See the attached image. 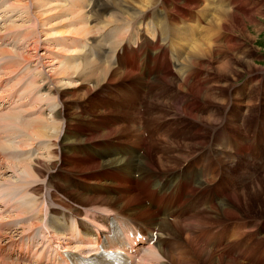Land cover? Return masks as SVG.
Masks as SVG:
<instances>
[{
    "label": "bare ground",
    "instance_id": "bare-ground-1",
    "mask_svg": "<svg viewBox=\"0 0 264 264\" xmlns=\"http://www.w3.org/2000/svg\"><path fill=\"white\" fill-rule=\"evenodd\" d=\"M36 1L37 0H35L34 2L36 3ZM38 1L37 3L41 5L42 0ZM46 1L47 0H45V2ZM101 1L102 0H99L98 3ZM165 1L168 3L170 10L172 11L173 8L170 6V1H174L177 5L180 6L178 13L186 19L181 20H183L190 27V30L187 31L175 21H171L172 35L174 41L176 42L175 46L178 49L180 59H182L180 65L181 68L179 67L177 70V80L166 78L168 80L159 81L164 77L159 74L151 76L152 70L148 65L145 67V71L137 73L136 71L132 70L133 60L128 61L125 64V68L123 69L115 68L113 66H111L110 68H106V65L103 64L105 67V73L97 77L98 85H101L102 83L103 84L102 87L98 89L94 94V96H98L99 101L87 104L84 102L82 97L86 96L90 92V86L85 88L84 93L83 84L81 86L78 85L79 87L76 86L75 91H71V94L79 95L80 92L83 94L81 97V101L77 100V102H74L76 100H70V98L72 97H70V92L65 88L67 86L65 85L64 87H62L60 85V82L63 83V81H60V79L58 80L59 75H56L57 78L53 75L54 71L56 74H58V67L56 68L57 70L53 68V71L51 72L53 74L46 73L48 74V77L42 82L46 81V87L50 92H52L54 96V102L59 105V108L55 111L53 116L54 120L57 121V124L53 127L55 133L52 134V131H48L46 125L41 121H37L36 118L32 119H36L37 121H32L33 124L35 123L33 129L30 130L31 126L29 125L31 123L27 125L29 126L28 129L30 130L29 133L31 134V136L29 135L31 138H28L29 141H31L33 138H35V142H39L44 139L51 141L48 138V135L51 133L50 139H55L52 143V146H54V148L51 149V145H48V148L46 147L47 150L45 149V146L41 147L40 145H35V148L38 147L39 150L41 149L47 151V158L52 159L47 162L45 161V158L41 159L42 157L37 158L34 161L31 160V163L26 164L23 167L22 171L28 176V180H26L27 183L25 182L27 185H31L32 183L34 185V180L33 182L31 181L33 178H35L36 176L39 178H45V176H47V172L53 169L62 170L63 179L60 182H54L52 186H48V183L45 184V180L43 181V183L37 185L36 189L40 191L41 197L40 201H38L37 205H35L34 207L31 206L30 199L23 200L22 198L21 200L23 201H20V203H14V205L6 203L4 198L1 196L2 194L4 195L6 190L2 189V191H0V208L2 207L4 209V213L5 210L16 209V214L19 213L21 216L17 217L16 215L15 217L14 215H10V219L14 217L16 218V221H20V228L17 229H22V232L19 233V230L15 229L14 227L15 221L5 219L9 217L6 215L3 216L0 213V264H13L7 262L11 260L10 250L14 247L17 251H19V253L22 254V256L16 260V264H47L46 258L51 251H55L58 248L76 251L80 249L79 242H83V238L85 236H95L96 241H99V237L101 236V234L96 231L97 229L99 230V228L97 227L100 224H102L103 226L100 227V229H104L106 227L108 218L110 216L109 214L111 212H119L122 216L132 218L141 223L150 222L152 226H155L156 224L160 225V229L168 235L169 240L159 241V243H161L157 245V247L159 248V252L156 253L154 252V250H149L142 255L139 264H195L196 262H200L201 264H252L253 253L252 250L248 249V247L250 246V242L246 235L243 236L246 230H241L236 236L235 229L240 226V223L238 221H231L239 218H253L248 216V212L246 210L247 207L249 208V201L251 196L255 195V191L260 188V185L264 184V176L261 178L258 176L259 152L251 151V144L246 145L244 143V135L242 133L240 124V121H242L243 119L244 113L246 115H249L248 103H253L256 100V93L253 90L250 99L245 100L242 99L241 96L246 93V84L240 85L239 89H232V87H235L237 81L242 78V73H244L243 71L249 72L251 73V75H253L260 69H258L257 65L252 61H245L243 55L242 57H238L236 55L234 56L233 54L236 52V50H239V45L244 46V39H241V36L247 38V41H249L251 44L255 43L256 40L260 38V31L262 29H260L259 25L261 23V20L264 19V8L260 10L259 6L261 4L259 3V0H254V3L258 4H253L254 8L251 9L252 11L244 15L243 13H239V11L250 6L246 1L218 0L216 6L213 4V0ZM32 2L31 4H34V2ZM45 2H43V4ZM48 2L50 4L49 0ZM37 3L34 6H37ZM158 3H160L158 2V0H115L113 2L107 0V5L103 8L104 10L101 11V14H97L98 9H93L90 12L92 14V18H94V16L100 18L105 16V14L107 13L110 14V12L116 11L117 16L114 17L113 15H111L112 19L109 18V22L106 21L107 23H114V18L118 20V18H121L124 15H128L130 16V18L128 17L129 19H127L131 20L134 18V15H141L144 11L149 10ZM31 4H28V9H30ZM45 6L47 7V5ZM86 6L87 0H82L78 3L75 2L72 5V14H78V11L81 12L86 8ZM194 6L196 8H199L198 14L194 12ZM38 10L40 11L44 9L39 8ZM52 11H55V8ZM128 11H132L133 13L130 15V12L128 13ZM49 12L50 11L46 12V15ZM40 14H43L42 11L40 12ZM81 16L83 19L82 23L84 22L83 24L86 25L85 29H87V31H80L81 34H78V36L82 34L92 33L88 17H83V14ZM196 17L199 18L200 23L205 22L206 25L203 29L201 37L199 38L200 41L198 40V43L196 42V44L194 43L192 46H190L192 39L197 35L198 26H195ZM22 19L20 18V20ZM47 19L48 17L45 19L46 23ZM68 19H66V21L64 20V24H66ZM28 20L30 21V19ZM36 20L41 22L39 17ZM123 20L124 17L118 21L122 22ZM34 21L35 19L33 20V22ZM45 21L43 24H46ZM78 22L81 23V21ZM34 24H36L35 26H37V23L34 22L32 25ZM40 24L42 25V23ZM52 24L54 25L53 22ZM75 24L76 23L74 22L73 25L75 26ZM249 24H256V27H258L256 31L259 32V34L257 36L251 33ZM108 25L109 24H107V26ZM50 26L52 25L50 24ZM74 26L72 27L73 29L69 31V33L72 30L73 31L71 33L74 32L76 34V32H79L78 30L74 31ZM24 27L22 26L23 29ZM42 27H44V25ZM69 27L70 24L68 25V28ZM44 28H46V26ZM62 29L60 30V33L61 31H64ZM65 29L67 28L65 27ZM231 30L234 31V33L239 32L241 36L239 35L240 37L237 36L233 38L231 35L233 32H231ZM13 31H16V29H14ZM65 32L66 31H64V33ZM19 34L24 37V35H22L21 33H18V35ZM109 34L115 36L116 38V31H111ZM28 36L32 35L30 34ZM33 36L31 39L34 41V49L37 50V44L40 38L36 37V39L34 40ZM104 36L105 38H107V35ZM90 37L92 38H89L88 36L86 38H89L91 40L95 36ZM24 38L26 39V37ZM206 44L207 47H205ZM30 47H32V45ZM56 50L59 51V49L57 48ZM150 50L151 48L148 46L141 52V55L139 56H142L146 60H151ZM251 50L252 48H250L249 51L251 52ZM74 53L77 52L75 51ZM67 56H69V54ZM161 56H166L165 50L157 51L152 54L153 59ZM67 64L69 65V63ZM95 64H91L90 67L94 66ZM78 66L81 65L79 64ZM8 67L9 65H5L0 70H2L3 68L7 69ZM70 67L72 68L73 66L71 65ZM90 67H86L87 71L90 69ZM194 67H199L205 70L207 73L205 75H202L201 77H194L195 71L192 69ZM244 67L246 68L243 70ZM11 68L12 71L8 73L17 72L15 71L16 69L13 70L14 68ZM75 69L77 70V68ZM67 70L69 69L67 68ZM78 70L81 71L82 69ZM71 71H73V69ZM62 72L64 73V76H67L68 72ZM62 72H60V74ZM19 76L17 78L18 81ZM59 77L61 78V75ZM127 77L130 78L125 79ZM133 78L137 79L136 82L140 83V87L143 86L145 80L148 79L150 81V84H146V87L149 90L153 91L155 95H152L149 101V105L147 104V106L150 110L155 109V121H160L168 118L170 113L166 111L167 109L172 108L174 109V111L180 112L179 114H181L182 117H179L177 120L170 122L176 127L173 134L166 137L158 136L160 137V139H155L153 137V129L149 128V133L146 131H141L143 133L142 136L139 132L138 127L137 107H135L134 109L130 107V109H128V105L123 102V100L122 102L120 101L119 104H113L112 102H110L111 100L108 101L105 98L106 95H98L102 93L105 88L107 90L110 89L111 86H116V90L119 91L122 96L124 95L123 97H126L125 95L127 94V89L122 87L121 81H123V79L131 80ZM0 79V83L13 80L12 78L2 80L1 77ZM75 80H77L76 77ZM164 85L167 86L164 87ZM230 88L231 102H229L226 97ZM16 92L14 91V88H12L10 99L13 100L18 97ZM27 99H30L33 102L36 101L38 103L37 98L33 99L28 96ZM75 99H77V97ZM128 99L131 102L135 101L136 104H139L142 96L137 98L136 100L132 98ZM115 104L123 106L128 111V113H123L121 111L117 113L114 109L116 106ZM201 104L212 105L214 106V108L208 109L203 107ZM247 105L248 107L246 108ZM253 105L251 107H253ZM35 106H33V108ZM233 106L235 107V110ZM22 108H28L27 103H23ZM38 108H40V106L37 107L36 110H38ZM72 108L74 110H77V114H72ZM158 108H163L166 112L159 111ZM114 114L128 116L130 117V122L125 124L118 123L117 120L119 117H110V115ZM179 114L175 115L179 116ZM6 116L8 117V115ZM3 117L0 121L1 136L4 133H14L16 127L14 129L10 127V129L12 128L11 131L7 130L6 127H8L9 125L12 126L13 124L11 122L15 121H12V119L10 122L8 121V123L7 121H5L7 117ZM90 118H94L95 121L90 124L93 127L88 128L87 126L83 125L82 121ZM222 119L223 121L219 125ZM78 122L81 123V126L78 124ZM75 129L77 130L75 138L81 139L87 137L88 139L86 141H78L71 150H66L65 146L66 144L70 143L69 139L74 137L72 135V130ZM222 130H228L233 134L231 144H224L220 140V132ZM62 132H64L63 136ZM18 133L21 134V132ZM145 133L147 135L146 139H150V144H148V147L139 162H137L136 159H121L116 156H109L108 154H106L105 149L102 147L104 141H111L120 144L128 143L140 147L141 145H143V138H145ZM14 136L16 135L14 134ZM23 136L22 138L24 139ZM61 136V142L58 143V139ZM25 139L27 141V138ZM17 142V144L15 143L14 145L15 147L17 145V149H20L21 147H18V145L19 142L23 144L22 139L21 141L18 140ZM33 142L34 141H31V143ZM5 145H7V142H5V140H1L0 159L3 163L7 162V153L5 151L7 146L5 147ZM10 146H8V148ZM11 147H13V144ZM87 147L97 148L101 152V155L97 152L95 153L84 151V149ZM25 148L23 147V149ZM239 156L248 157L252 164L251 169L253 170L252 174L253 178L255 179L252 180V185H250L249 187H247L246 181L248 179H251V177L247 178L249 176L248 170L243 167L242 161L239 159ZM233 161H236V163L231 165ZM12 162L13 161H11V164ZM13 163H15V161ZM105 164L109 165L102 166ZM179 164L182 165L175 169V166ZM120 165L129 168H134L137 165L140 166V170L143 171L142 175L146 176L147 181L149 179L155 180L160 172H162V174L160 175L161 178L167 176V180L165 183H163L161 190L163 191L165 197L170 199L169 206H171L172 204L174 195L179 197L183 196L185 199H187L194 195L199 197V195L205 193L206 205H203V213L197 215L194 205H189L186 210L185 217L179 222L172 224L169 222V218L172 216L170 211L164 214L156 213L154 215L152 211H150L145 206L140 197L135 193H129L127 195H124L123 197H103L99 195L102 193V188L105 185L104 179L106 177V174H108L112 168L118 167ZM7 166L11 167L10 163ZM23 176L24 174L20 177L25 180ZM3 180L5 181V179ZM7 181H9V179ZM15 185H18V183ZM27 185L25 186L27 187ZM17 187L20 188L21 186L18 185L15 187L11 186V184L9 186L10 190H16ZM21 189L23 190L22 194H24V189L22 187ZM59 194H62L64 196V199H60ZM46 199H48L49 203L46 201ZM54 203H58L62 207V209H58L53 206L52 204ZM73 203H76L78 205L80 204L81 206H85L88 209L83 210L80 205L79 207H76L73 205ZM95 209H104L108 210L109 212L106 213L105 211ZM261 217L264 218V216ZM230 222L233 223V226L231 228L229 226ZM214 225L219 226L218 232L213 236L207 234L209 233V228ZM199 226H201V228H199ZM38 230L40 231L42 236V239L39 238L41 240L34 238L32 234L34 233L35 236V233ZM10 234H16L18 236L10 237L12 236ZM173 236H179V238L185 240V242L180 241L179 238H174ZM227 236L231 237L235 241H239L238 247L235 250H231L226 246L225 239ZM209 243H212L211 247H209ZM22 244L26 246H21ZM40 248H43V250L39 251ZM262 253H264V250L262 251ZM234 255L237 256V259L234 257ZM255 255L256 260L254 264H261L263 259H260V253L258 250L256 251ZM188 256L191 257L190 261L192 259L195 262H189L187 259ZM262 256L264 257L263 254ZM55 258L56 255L51 257V261L53 264H58L55 263ZM160 260H163L162 263H158Z\"/></svg>",
    "mask_w": 264,
    "mask_h": 264
},
{
    "label": "rangeland",
    "instance_id": "rangeland-1",
    "mask_svg": "<svg viewBox=\"0 0 264 264\" xmlns=\"http://www.w3.org/2000/svg\"><path fill=\"white\" fill-rule=\"evenodd\" d=\"M5 1V2H4ZM13 1V2H12ZM16 3H15V2ZM20 3H19V2ZM28 2V0H0V41L1 40H3V39H5V42L6 43H8V44H6L5 46H6V48H4L3 49V52L1 51V54H6V55H8L9 56V58H11L12 60L13 59H17V58H20V59H22V60H24V61H27L28 62V64H30L31 66H33V67H38V77H37V82L35 81V83H36V85H39V86H41L42 84H44L45 85V91H47V93L49 94V96L52 98V104H53V107L52 108H54L53 110V113H55V111L59 108V105L58 104H56L55 102H54V96H53V94H52V92H50L48 89H47V87H46V81L45 82H42L44 79L46 80L47 79V77H48V74H53V73H51L52 71H53V68H57L56 70L58 71V74H56L55 73V71H54V76H60L61 75V78L58 76V80L60 79V81H63V83L62 82H60L61 84V86L62 87H64L65 85L67 86V87H65L69 92H70V94H71V91H75V88H76V86H81L82 84H83V86H84V89H83V93L85 92V88L86 87H88V86H90V88H91V90H90V92L86 95V96H84V97H82V94L83 93H79V95L78 94H76V95H74V94H71V96L70 97H72V98H70V100L72 99L73 101L74 100H76V101H74V102H77V100L79 101H81V97L83 98V100H84V102L85 103H87V104H90V103H95V101H99V99H98V96L96 95V96H94V94H95V92L98 90V89H100L101 87H102V84L101 85H98V80H97V77L98 76H100L101 74H103V73H105V71H104V65H106V68H110L111 67V65H110V62H112V59H113V53L111 52V51H109V52H107L106 54H105V52H102V54H101V57L99 58V59H97V60H92L93 58H94V49L92 48V47H89V48H84V45H85V41H88L89 43H91V40H92V43H93V45L95 46V47H97V48H101V47H104V48H110V47H112L113 46V44H111V42H113L116 38H115V36H113V35H111V34H109L111 31H115L113 28H117V26L115 25V24H117V23H120V21H118V20H120L121 18H123L124 17V20L123 21H126V20H128L129 18H130V16H128V15H124L123 17H121V18H118V20L116 19V18H114L115 20H113L114 21V23H112L111 21V23H107V22H109V20L110 19H112V17H111V15H113L114 17H116L117 16V12L115 11V10H113V11H115V12H110V14L109 13H107V14H105V16H103V17H100V18H98L97 16H94V18H92V14H91V10H88V9H84V10H82V11H84V12H80V11H78L79 13V15L77 14V13H75L74 15L72 14L73 12H72V9H73V7H72V5L76 2V3H78V2H80V1H82V0H49L50 1V4H49V2H48V0L45 2V0H42V4L40 5V4H38L37 3V1H36V3H37V6H34L36 3L33 1V0H29V2ZM33 1L34 2V4H31V2ZM83 1H85V0H83ZM111 2H113V1H115V0H110ZM240 1H246L250 6L247 8H243V9H241V11H239V13H243L244 15L245 14H248L250 11H252L251 9L252 8H254L253 7V4L255 5V4H258V3H254V0H240ZM258 1V0H257ZM32 2V3H33ZM39 2V1H38ZM43 2H45L44 4L45 5H47V7L43 4ZM87 2H88V0H87ZM158 2H160V0H158ZM162 3V5L164 6V7H166L172 14H174L177 18H180V19H183V20H186L182 15H180L179 13H178V10L180 9V6L179 5H177L174 1H171L172 2V4H170V6L173 8V11L172 10H170V7H169V5H168V3L165 1V0H162L161 1ZM165 3V4H164ZM259 3L261 4L259 7H260V10L261 9H263L264 8V2L263 3H261L260 2V0H259ZM28 4H31L32 6H33V8H32V6L30 5V9H28L29 8V6H28ZM159 4V3H158ZM23 5V6H22ZM40 5V6H39ZM27 6V7H26ZM59 7V8H57V7ZM247 6V5H246ZM61 7V8H60ZM154 7V6H153ZM44 9V10H38V9ZM55 8V11H52L53 9ZM191 8H193V7H191ZM26 9V10H25ZM28 9V10H27ZM33 9V10H32ZM52 9V10H51ZM61 9V10H60ZM63 9V10H62ZM71 10V11H70ZM102 10H104V9H98L97 10V14H101V11ZM193 10H194V12L196 13V14H198V11H199V8L197 7H195L194 6V8H193ZM247 10H249V11H247ZM264 10V9H263ZM22 11V12H21ZM25 11V12H24ZM30 11V12H29ZM38 11V12H37ZM42 11V13L44 14H40V12ZM45 13H44V12ZM48 11H50L49 13H47V15H46V12H48ZM53 13H52V12ZM58 11V12H57ZM67 11V12H66ZM244 11V12H243ZM68 12H69V14H68ZM130 11H128V13H129ZM22 13V14H21ZM34 13H35V16H34ZM36 13H38V14H36ZM52 13V14H51ZM114 13V14H113ZM121 13V12H120ZM133 12L131 11L129 14L131 15ZM49 14V15H48ZM65 14V15H64ZM83 14V17L84 16H86V17H88V20H89V25L91 26V30H92V33H90V34H82V35H79L78 36V34H81V32L80 31H87V29H85V26L86 25H84L83 23H82V21H83V19H82V15ZM85 14V15H84ZM143 14V13H142ZM141 14V15H142ZM23 16V19H22V16ZM31 15H33V16H30ZM37 15V16H36ZM77 15H78V17H77ZM140 14L139 15H134V18H136V17H138V16H141ZM20 16V17H19ZM25 16V17H24ZM27 16H28V18H27ZM44 16V17H43ZM51 16V17H50ZM68 16V17H67ZM70 16V17H69ZM76 17V18H74V17ZM120 16H121V14H120ZM127 16V17H126ZM199 16V15H198ZM30 17V18H29ZM33 17V18H32ZM37 17V18H36ZM38 17H39V19H40V21L41 22H39L38 20H36V19H38ZM48 17V19H47V23H46V21H45V19ZM50 17V18H49ZM107 17V18H106ZM129 17V18H128ZM20 18L22 19V20H20ZM44 18V19H43ZM65 18V19H64ZM70 20H69V19ZM73 18V19H72ZM78 18V19H77ZM82 20H81V19ZM96 18V19H95ZM110 18V19H109ZM128 18V19H127ZM133 18V19H134ZM28 19H30V21H31V23H30V21L28 20ZM35 19V23H37V26H38V28H37V26H35L36 24H34V25H32L34 22H33V20ZM42 19V20H41ZM50 19V20H49ZM66 19H68L67 20V22H66V24H64V20L66 21ZM72 19V20H71ZM103 19V20H102ZM107 19V20H106ZM26 20V21H25ZM45 21V23L46 24H43L44 23V21ZM74 20V21H73ZM76 20H78V21H81V23L80 22H78V21H76ZM71 21V22H70ZM72 21H73V23H72ZM107 21V22H106ZM122 21V22H123ZM51 22V23H50ZM52 22L54 23V25L52 24ZM74 22L76 23L75 24V26L73 25L74 24ZM25 25H24V24ZM31 24L32 25V27H31V25H28V24ZM40 23H42V25L39 24ZM49 23V24H48ZM60 23H61V25H60ZM106 23V24H105ZM27 24V25H26ZM50 24L52 25V26H50ZM70 24V29L68 28V25ZM107 24H109L108 26H107ZM44 25V27L46 26V28H44V27H42ZM64 25H66V26H64ZM71 25H73L74 26V31L75 30H78L79 32H76V34L74 33H69V31L71 30V29H73L72 27L73 26H71ZM80 25V26H79ZM82 25V26H81ZM100 25V26H99ZM115 25V26H114ZM252 25V26H251ZM255 25V26H254ZM18 26H20V27H18ZM22 26L24 27V26H26V27H24V29L22 28ZM50 26V27H49ZM62 26V27H61ZM84 26V27H83ZM33 27H35L36 29H37V31H36V29L35 28H33ZM40 27H42L43 28V30H42V28H40ZM62 29V30H64V31H66L65 33H64V31L62 32L61 31V33H60V28ZM65 27L67 28V29H65ZM77 27V28H76ZM99 27V28H98ZM259 27H260V29H262L261 31H260V40L258 39V40H256V42L255 43H250L249 41H247V38H245V37H243V36H241V34L239 33V32H236V33H234V31H232L231 30V32H233L232 33V35H234V38L235 37H237V36H239L241 39L243 38L244 39V41H243V44H244V46L247 48V50H246V48L243 46V45H239V50L237 51L236 50V52L233 54L234 56L236 55V56H238V57H242V55H243V58H244V60L245 61H252L254 64H256L257 65V67H258V69H260L258 72H255L253 75H251V73H249V72H246V71H243L244 73H242L243 74V76H242V78H240L238 81H237V84H236V86L235 87H232V89H239L240 87V85H245L246 84V90H247V88L248 87H251V90H254V87H256L257 86V84L259 83V80H260V75L262 74V73H264V19L263 20H261V23H260V25H259ZM9 30H8V29ZM103 28V29H102ZM14 29H16V31H13ZM28 29V30H27ZM32 29V30H31ZM40 29H41V31H40ZM60 29V30H59ZM102 29V30H101ZM249 29H250V31H251V33L252 34H255L256 36L259 34V32H257L256 30L258 29V27H256V24H249ZM8 31V32H6V31ZM18 30H19V32H18ZM98 30H100V31H98ZM27 31H29V32H27ZM58 31V32H57ZM21 33L22 35H24V37H26V39L24 38V37H22L20 34L18 35V33ZM23 32H24V34H23ZM35 32V33H34ZM40 34H39V33ZM41 32H42V34H41ZM29 33V34H28ZM39 34V36H38V34ZM58 33H60V34H58ZM69 33V34H68ZM35 35V36H33V38H34V40L36 39V37H38V38H40L39 39V42H38V44H37V50L36 49H34V41L31 39L32 38V36H28V35ZM54 34V35H53ZM63 34H65V35H63ZM68 34V35H67ZM70 34H72V35H70ZM19 37H18V36ZM104 35H107L106 37L107 38H105V36ZM41 36V37H40ZM89 37V38H92V37H90V36H95L93 39H89V38H86V37ZM97 36V37H96ZM23 39H22V38ZM85 37V38H84ZM114 37V38H113ZM28 38V39H27ZM29 38H30V40H29ZM37 38V39H38ZM96 38V39H95ZM9 39V40H8ZM19 39V40H18ZM25 39V40H24ZM23 40V41H22ZM90 40V41H89ZM11 41H13L14 43L13 44H11L10 42ZM28 41H29V43H28ZM97 41V42H96ZM200 41V40H199ZM198 41V42H199ZM197 42V43H198ZM91 43V44H92ZM196 44V43H195ZM32 45V47H30ZM115 46V45H114ZM254 46V47H253ZM205 47H207V44L205 45ZM21 48V49H20ZM56 48L57 49H59V51H61V52H59L58 50H56ZM83 48H84V51H86V53H90V57H88V56H86V55H83L82 53H80V52H82V50H83ZM250 48H252V50H251V52L249 51L250 50ZM16 49V50H15ZM30 49V50H29ZM73 49H74V51H73ZM6 50V51H5ZM21 50V51H20ZM64 50V51H63ZM70 50V51H69ZM9 51V52H8ZM28 52V53H26V52ZM72 51V52H71ZM77 52V53H74V52ZM79 51V52H78ZM6 52V53H5ZM67 52H69V53H67ZM250 52V53H249ZM17 53V54H16ZM23 53V54H22ZM9 54H13V55H16V57L15 56H11V55H9ZM19 54V55H18ZM30 54V55H29ZM69 54V56H67V55ZM188 54V53H187ZM49 55V56H48ZM82 55V56H81ZM241 55V56H240ZM51 57V58H50ZM247 58V59H246ZM53 59V60H52ZM57 59V60H56ZM78 60V61H77ZM90 60V61H89ZM105 60V61H104ZM94 61H96V62H94ZM244 61V62H245ZM1 62V61H0ZM77 62H79V63H77ZM67 63H69V65L71 66H73L72 68L67 64ZM96 63V64H95ZM100 63V64H99ZM102 63V64H101ZM20 64V63H19ZM18 64V65H19ZM54 64V65H53ZM81 65V66H78V65ZM91 64H95L94 66H91L90 67V65ZM104 64V65H103ZM55 65H56V67H55ZM58 65V66H57ZM83 65V66H82ZM3 66H5V65H0V69L3 67ZM6 66H8V65H6ZM14 65H9V67L7 68V69H9V72L10 71H12V68L11 67H13ZM61 66H64V67H61ZM84 67V68H83ZM86 67H90V69L87 71V68ZM14 68V67H13ZM63 69V70H61V69ZM67 68L69 69V70H67ZM75 68H77V70L78 69H84L83 71L81 70V71H77ZM181 68V67H180ZM246 67H244L243 68V70L245 69ZM11 69V70H10ZM16 69V70H15ZM52 69V70H51ZM73 69V71H71ZM263 69V70H262ZM2 70H5V68H3ZM13 70H15V71H17L16 73H14L13 72V75H12V77L13 76H16V78H12L13 79V81H15L16 82V80H17V78H18V76L19 75H21L22 73L21 72H18V70H17V68H14ZM74 70H75V73H74ZM86 70V71H85ZM180 70V69H179ZM62 71H66V72H68L67 73V76L65 75L64 76V73L62 72ZM205 71V70H204ZM60 72H62L61 74H60ZM70 72V73H69ZM82 72H84V73H82ZM46 73H48V74H46ZM74 73V74H73ZM178 73V72H177ZM207 72L205 71V73L203 74V75H205ZM43 74V75H42ZM63 74V75H62ZM71 74H72V76H71ZM80 74V75H79ZM250 74V75H249ZM77 75V76H76ZM249 75V76H248ZM46 76V77H45ZM57 76H56V78H57ZM175 76H178V74H175ZM40 77V78H39ZM75 77H76V79L77 80H75ZM128 78H130V77H127V78H125V79H128ZM81 79V80H80ZM85 79V80H84ZM170 79V78H169ZM177 79H178V77H177ZM176 79V80H177ZM1 80V79H0ZM124 80V79H123ZM164 80H168V79H166V78H162V79H160L159 81H164ZM84 81V82H83ZM157 81V80H156ZM39 82V83H38ZM66 82V83H65ZM69 82V83H68ZM79 82H82V83H79ZM71 83V84H70ZM77 83V84H76ZM41 84V85H40ZM72 84H76V85H72ZM71 85V86H70ZM60 86V87H61ZM70 86V87H69ZM78 86V87H79ZM165 86H167V85H164V87ZM13 88H14V91L17 93V106L16 107H14V108H12V110L14 111V110H16V109H21L22 108V106H23V103H27V106H28V108H26V110H25V114H24V116H23V114H21L20 112L19 113H16L15 114V119L14 120H12V117H14V114L13 113H9L8 114V117L6 116V115H0V121L2 120L1 118L3 117V116H6V117H3V118H6L5 119V121H15V122H11L12 124V126H8V127H6L7 128V130H12V128L14 129L15 127L17 128V131H16V128H15V132L14 133H10V134H8V133H4L2 136H1V133H0V141L2 140V141H4L5 140V142H7V145H5V147H6V149H8V150H6L5 149V151H6V153H7V162H9L10 163V165H11V167H8L7 165H9V163H3V162H1L2 160L0 159V191H2V189H4V190H6V192L4 193V195L2 194L1 196L4 198V200L6 201V203H10V204H12V205H14V203H20V201H23V200H26V199H30L31 200V206L32 207H34L35 205H37V202H38V199H36L35 197H33V196H36L37 194H38V197H39V200H40V191L38 190V189H36V186L37 185H39V184H41V183H43V181L45 180V178L46 177H48V175L47 176H45V178H39V177H35V178H33L31 181L33 182V180H34V185H33V183L31 184V185H27L26 183H27V181L26 180H28V176L22 171L23 170V167L26 165V164H28V163H31L30 161L31 160H36L37 158H41V156H42V154L40 155V153H39V151H41V149L39 150L38 149V147H36L35 148V145H37V146H39V142H35L36 140H35V138H33L31 141H34L33 143H31V141H29V137L31 136V134L29 133V131L31 130V129H33L34 128V125H35V123L33 124L32 123V121H35V122H37V121H39L37 118V121H36V119L35 120H32V119H34V115L35 114H37L38 112H39V110H36V108L37 107H39V104L36 102V101H32V100H30V99H27V97L28 96H30V98H33V99H35L36 97H35V94H34V92H33V90H30V91H28L27 93H21V90L23 89V87L22 88H20L19 87V85H18V80H17V82H16V84L13 86ZM111 89V90H110ZM110 89H107L106 90V88L102 91V93H100V94H98V95H106L105 96V98L108 100V101H110V102H112L113 104L114 103H116V104H119V102L121 101L122 102V99H121V97L119 96L118 97V94H117V90H116V86H111V88ZM263 89H264V87H263ZM106 90V91H105ZM43 92L44 94V96H47V93L46 92ZM119 92V91H118ZM11 93H12V91H11ZM109 93H111V94H109ZM14 94V93H13ZM113 94V95H112ZM81 95V96H80ZM112 95V96H111ZM230 95H231V88L228 90V95L226 96L227 97V99H228V101L229 102H231L230 101ZM250 96L251 95H247V93H245L244 95H242L241 96V98L242 99H245V100H249L250 99ZM77 97V99H75ZM80 98V99H79ZM120 99V100H119ZM263 99H264V95H263ZM31 101V102H30ZM256 101V100H255ZM254 101V102H255ZM67 102V101H66ZM253 102V103H254ZM33 103V104H32ZM37 103V104H36ZM253 103H248V105H250V106H252L253 105ZM31 104V105H30ZM115 104V105H116ZM36 105V106H35ZM148 105H149V103H148ZM202 105V104H201ZM33 106H35L34 108H33ZM203 107H205V108H208V109H213L214 108V106H212V105H202ZM254 106V105H253ZM234 107V106H233ZM32 108V109H31ZM147 108H149L148 106H147ZM115 111L118 113L119 111H121V112H123V113H128V111L123 107V106H121V105H116L115 106ZM36 110V111H35ZM168 110H170V109H167L166 111H168ZM224 110V109H223ZM234 110H235V107H234ZM29 111V112H28ZM31 111V112H30ZM38 111V112H37ZM72 114H77V110L75 109H73L72 108ZM75 111V112H74ZM125 111V112H124ZM176 112H178V113H180L179 111H176ZM175 112V113H176ZM263 112H264V103H263ZM232 113H233V111H232ZM18 114H19V116H18ZM13 115V116H12ZM18 116V117H17ZM114 116H117V117H120V116H122V115H118V114H114ZM170 116H173V114L172 113H170L169 114V116L168 117H170ZM233 116V115H232ZM9 117H11V118H9ZM17 117V118H16ZM24 117H26L27 119H26V121H24ZM68 117V116H67ZM50 118V119H49ZM69 118V117H68ZM8 119H10V120H8ZM48 119H49V121H48ZM70 119H71V117H70ZM224 119V118H223ZM223 119L220 121V123H219V125L221 124V122L223 121ZM31 121V122H30ZM95 121V119L94 118H90V119H87V120H84V121H82V123H83V125L84 126H87L88 128H91V127H93L92 125H90V124H92V122H94ZM8 122V123H9ZM41 122H43L45 125H46V127L48 128V131H52V134H54L55 133V130H54V126L57 124V121H55L54 120V118H53V116H49V115H47L46 116V118L45 119H43ZM29 123H31L30 125H29ZM16 126H15V125ZM18 124V125H17ZM23 124V125H22ZM24 124H25V126H24ZM31 126L30 127V130L28 129L29 128V126ZM78 124L80 125L81 123H79L78 122ZM20 125V126H19ZM33 125V126H32ZM81 126V125H80ZM10 127H12L11 129H10ZM21 129H20V128ZM20 129V130H19ZM50 129V130H49ZM19 130V131H18ZM24 131V132H23ZM18 132H21V134L20 133H18ZM25 135H24V134ZM14 134L16 135V136H14ZM76 134H77V130L75 129V130H72V135L74 136L73 138H71V139H69V144H66V146H65V148H66V150H71L72 149V147H74V145L78 142V141H86L88 138L87 137H85V138H81V139H79V138H75V136H76ZM24 135V136H23ZM30 135V136H29ZM64 135V132H62V136ZM22 136L24 137V139L22 138ZM26 136H28V137H26ZM50 136H51V133L48 135V138H49V140H51L50 141V144H49V146L51 145V149L52 148H54V146H52V143L54 142V138H52V139H50ZM62 136L58 139V143H60L61 142V139H62ZM25 138H27V141H26V139ZM31 138V137H30ZM21 139H22V142H23V144L22 143H20L19 142V145H18V147H21L20 149H17V145H16V147H15V143L19 140V141H21ZM16 141V142H15ZM25 141V142H24ZM4 143V142H3ZM13 144V147H11L12 146V144ZM18 143V142H17ZM16 143V144H17ZM25 143V144H24ZM27 143V144H26ZM30 143V144H29ZM35 143V144H34ZM6 144V143H5ZM10 144H11V146H10ZM22 144V145H21ZM34 144V145H33ZM21 145V146H20ZM8 146H10L9 148H8ZM27 146V147H26ZM30 146V147H29ZM49 146H45V149L47 150V148L49 147ZM14 147H15V149H14ZM23 147L25 148V149H23ZM47 147V148H46ZM11 148H13V149H11ZM26 150H30L31 152H34V151H36L37 152V154H36V156L34 157V158H30V160H25V159H22L21 158V155L26 151ZM199 150H201V149H199ZM45 152V156L44 157H42L41 159H44L45 158V161L47 162V161H50L52 158H47V151H44ZM1 153H3V152H1ZM11 161H15V163L17 164V166H16V164L15 163H13L12 162V164H11ZM4 164V165H3ZM14 164V165H13ZM183 164V163H182ZM182 164H179V165H177V166H175L176 168L175 169H177L179 166H181ZM107 165H109V164H105V165H102V166H107ZM14 166V167H13ZM18 166H20V167H18ZM22 166V167H21ZM5 167V168H4ZM174 168V167H173ZM13 169H15V170H13ZM11 170V171H10ZM14 171V172H13ZM18 171V172H17ZM10 172V173H9ZM15 172H17V173H15ZM252 172H253V170L251 169V171H248V173H249V176L247 177V178H250L251 177V179H248L247 181H246V183H247V187H249L250 185H252L251 184V182H252V180L253 179H255V178H253V174H252ZM15 175V177H18V178H15V180L14 181H11V178H13L14 177V175ZM17 174V175H16ZM24 174V178H25V180H23L20 176H22ZM8 175V176H7ZM19 175V176H18ZM25 175H26V177H25ZM2 176H5V181L3 180L4 178L2 177ZM258 176L261 178V177H263L264 176V172H261V173H258ZM2 177V178H1ZM8 177V178H7ZM259 177H257V178H259ZM256 178V179H257ZM9 179V181H7ZM16 179H18V180H16ZM1 180L3 181V183H1ZM15 181H17V182H15ZM21 181H22V183H21ZM26 182V183H25ZM18 183V185H20L23 189H24V194H22L23 193V190L21 189V187L19 188V187H17L16 188V190H10V188H9V186H10V184H11V186H18V185H15V184H17ZM249 183V184H248ZM13 184V185H12ZM25 185H27V187L25 186ZM24 186V187H23ZM55 187V186H54ZM34 188H35V190H34ZM56 188V187H55ZM9 189V190H8ZM33 189V190H32ZM52 189H53V187H52ZM8 190V191H7ZM32 190V191H31ZM34 191V192H33ZM12 192H14V193H16V197L15 198H13L12 200L10 199V195H11V193ZM28 193H30V194H28ZM31 195H33V196H31ZM31 196V197H30ZM23 198V200H21ZM13 201V202H12ZM250 203H249V208L247 207V210H246V208H245V210L248 212L247 214H248V216L249 217H253V218H247V219H250V220H253V221H256V220H261V219H264V218H262L261 216H264V184H262V185H260V188H258L256 191H255V195H252L251 196V198H250V201H249ZM251 209V210H250ZM5 215L6 216H8L9 218H5V219H9V220H11V221H15L14 222V227H15V229H17V228H20V225H19V223H20V221H16V218H14V217H12L11 219H10V215H14L15 217H16V215H17V217H20L21 215L18 213V214H16V209H9V210H5ZM233 221V220H232ZM239 223H240V226H238V228H236L235 229V234H236V236L239 234V232L241 231V230H247V228H246V225L245 224H243L242 222L243 221H241V220H237ZM230 228L233 226V223H231L230 222ZM17 230H19V233L20 232H22V229H17ZM5 231V230H4ZM10 235H12V236H10V237H17L18 235H13V234H10ZM35 236H37L38 238H36V239H38V240H41L42 239V236H41V233H40V231L38 230V231H36V233H35ZM41 236V237H40ZM246 237L248 238V240H249V242H250V245L252 244V237L250 236V235H246ZM250 237V238H249ZM39 238H41V239H39ZM38 242V241H37ZM264 250V248L262 249V251ZM198 254V253H197ZM263 255H264V253H262ZM190 255V254H189ZM190 258L191 257H187V259H188V261L189 262H192V263H194L195 261L194 260H192L191 259V261H190ZM263 259L264 260V257L260 254V259ZM186 259V258H185ZM170 264V263H169ZM195 264H201L200 262H196Z\"/></svg>",
    "mask_w": 264,
    "mask_h": 264
}]
</instances>
